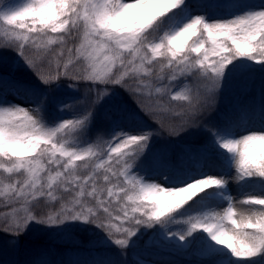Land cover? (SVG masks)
<instances>
[{
    "label": "snow or ice",
    "instance_id": "6c2138e0",
    "mask_svg": "<svg viewBox=\"0 0 264 264\" xmlns=\"http://www.w3.org/2000/svg\"><path fill=\"white\" fill-rule=\"evenodd\" d=\"M207 5V0H0V28L6 37L0 50L18 53L43 85L67 81L74 87L88 81L87 94L96 93L93 106L124 88L157 126L120 131L108 139L98 136L82 146L76 135L90 121L91 108L48 127L43 100L29 108L0 106V176L7 174L0 179V204L8 209L0 213V232L17 243L32 223L92 225L103 235L90 240V248L110 252L94 264H132L129 253L161 245L181 255L193 252L196 264H264V195L248 191L236 199L228 192L232 183L264 189V131L235 138L227 127L221 134L207 123L217 111L226 71L236 68L237 61L264 66V0L259 8L232 0L242 14L228 20L195 14ZM189 77L197 79L194 92L184 83ZM153 86L163 95L153 96ZM199 128L213 137L198 147L201 166L215 164L233 175L205 174L178 181L183 186L165 187L134 171L163 170L168 178L165 156L157 154L147 164L142 160L152 136L177 137ZM215 192L224 194L222 212L188 215ZM65 194L71 197L67 203ZM37 197L56 201L59 210L33 214L29 205ZM237 204L246 212L239 220ZM177 224L187 228L174 231ZM149 230L153 235L146 244Z\"/></svg>",
    "mask_w": 264,
    "mask_h": 264
},
{
    "label": "trees",
    "instance_id": "16d2710c",
    "mask_svg": "<svg viewBox=\"0 0 264 264\" xmlns=\"http://www.w3.org/2000/svg\"><path fill=\"white\" fill-rule=\"evenodd\" d=\"M191 2L195 3L197 0H191ZM207 2L208 5L199 11L205 16L218 10L226 14H235L241 11L231 6L232 0H207ZM260 2L261 0H247V4L251 6L259 5ZM1 29L4 31L3 28ZM2 40L4 38L0 37V41ZM78 44L79 41L76 42V46ZM69 46L72 45L69 44ZM49 47L56 48L57 46L51 45ZM17 56L20 58L18 53L11 49L0 50V93L14 92L23 100H30L33 103L31 107L40 105L41 100H43L41 112L44 121H47L48 115L54 112L57 114L58 119L62 117H66L65 120L76 119L86 114L91 108L92 115L87 123L88 129L79 131L76 135V142L80 145L95 143L98 136L108 139L120 131L135 133L157 127L154 121L140 110L135 98L124 88L114 90L118 95L117 100L97 103L94 106L92 105L93 97L83 98L80 93L71 97L56 95L52 98L55 95L52 94V91L58 84L49 88L40 82L34 70L14 69L6 63L9 59H14ZM66 60L67 57H65ZM235 63L237 64L236 68L226 71V79L221 89L217 111L207 121V123L216 126L217 131L221 134L224 133L227 127L229 130L228 135L231 137H234L240 129L247 127L250 121H254V118L261 117L264 119V66L255 65L253 61L247 60ZM229 68H232V66H229ZM184 83L193 92L195 91L196 77H189ZM183 87L184 85L181 84L179 90H182ZM151 92L153 96L163 95V93H156L154 86ZM164 98L167 100L166 96ZM174 103L186 104L187 101H176ZM233 106L239 109L238 114H234V111H226L228 108H234ZM212 142L213 137L203 128L189 129L177 137L154 135L142 160L147 164V161L157 154L165 156L170 169L168 178H165L163 170L159 174H155L152 170L146 173L143 169L137 167L134 171L140 175H146V178L154 179L156 182L164 181L167 185L174 186L181 185L182 183H178L180 180L195 175L202 176L208 171L228 174L229 170L215 164L205 162L201 166V158L197 155L198 147ZM217 151L223 153V149H219L218 146ZM224 157L227 158L228 154L224 153ZM6 175L3 174V176ZM3 176H0V179H3ZM4 183H7V180ZM246 184L254 186L257 190H264L251 183ZM55 195L58 198L61 197L59 192ZM70 199L71 197L65 194L63 202L67 203ZM223 202V193L215 192L212 196L205 197L204 201L193 205L188 215L203 214V212L211 210L217 211V207ZM29 208L33 211V214L46 215L49 212L59 210V204L48 197H37L29 205ZM5 210L7 209L0 204V213ZM177 219H182V217H177ZM172 228L174 231H178L187 228V225L177 224L172 225ZM72 233L80 240L77 245H71L68 242L30 238L26 235H22L17 243H13L9 233L0 232V264H75L76 261H80L81 264H94L95 261L110 254L107 247L90 248V240L95 238L96 235H103L94 226L76 222L72 228ZM152 235L151 230L145 234L144 242L146 244L151 243L150 237ZM194 235L196 240L201 238V234ZM127 258L132 264H142L145 259L153 260V264H196L198 260L193 252L181 255L175 249L162 245L150 251L138 250L134 254L129 253ZM229 264H246V262L229 261Z\"/></svg>",
    "mask_w": 264,
    "mask_h": 264
},
{
    "label": "rangeland",
    "instance_id": "374dc122",
    "mask_svg": "<svg viewBox=\"0 0 264 264\" xmlns=\"http://www.w3.org/2000/svg\"><path fill=\"white\" fill-rule=\"evenodd\" d=\"M23 2H24V0H19V3L22 4ZM252 7L259 8V5H255ZM195 14H201V13L198 11ZM239 14H242L241 11L237 12L235 14H233V13L226 14V13L222 12L221 10H218V11L211 12L209 15H207V18L209 20H228V19L233 18L235 15H239ZM0 37L6 39V37L4 36V31H2L1 28H0ZM6 60H8V59H6ZM6 63H8V65L14 69L27 70V71L30 69L25 65V63L23 62V59L18 58V56L15 57L14 59H9L8 61H6ZM53 67H54V61H53ZM79 83H82L83 86L80 85ZM88 84H89L88 81H83V82H78L77 85L73 87V86H70L69 82L65 81L64 83L58 84L57 87L53 89L52 94H55V95L52 96V98L55 97L56 95L71 97V96L76 95L78 93H80L83 96V98H90V96L95 98V94H96L95 91L87 94L86 90L88 88ZM92 95H94V96H92ZM0 98H2V100H0V106L20 105L22 107L29 108L33 105V103L30 100H23L22 98L17 96V94L14 92L0 93ZM117 98H118L117 93L115 91H112L109 93V95L105 96L99 103L109 102V101L111 102L114 99L117 100ZM233 107L234 108H231V109L228 108L226 111L227 112L234 111L233 112L234 114H238L239 109L236 108L235 106H233ZM65 119H67V118L62 117V118L58 119L57 114L54 112V113H51L50 115H48V120L44 121V123L48 127H54V126L58 125L60 122H63ZM253 120L254 121H250V123L248 124L247 127L240 129L235 134L234 137L239 138L242 135H244L250 131H264V119H262L261 117H256ZM87 129H88V125H87V127L85 126L83 129H81L79 131H86ZM82 146H83V144H82ZM205 174L206 175H221V174H218V173L212 172V171H208V172L204 173L203 175H205ZM233 174H234V171H230L227 175H233ZM199 177L200 176L195 175L191 178H199ZM189 182H191V181L189 180ZM158 183H161L165 187L174 186V185H167L164 181H158ZM177 186H183V184L177 185ZM0 188H2V185H0ZM248 191H252L253 194L264 195V190H257V189H255L254 186L248 185V184H244L243 186H238L235 183H232L228 187V192L233 197H235L236 199H240L241 195H243L244 193H246ZM223 196H224V194H223ZM0 199H3V198L0 197ZM224 207H226L225 200L222 204H220L217 207V212H222ZM5 211H8V209ZM236 213H237V215L235 218L237 220H239L240 216L242 214H246L245 208L240 206L239 204H237L236 205ZM2 222H3V216H2V214H0V223H2ZM75 223L76 222L69 221V222H65L63 225L54 226V227H48L46 225L32 223L29 225L28 230L25 232L24 235H26L27 237H30V238L68 242L71 245H77L80 240L77 238V236H75L72 233V228L74 227ZM223 223L225 224L226 227L229 226V221L225 220V221H223ZM60 234H66V235H60Z\"/></svg>",
    "mask_w": 264,
    "mask_h": 264
}]
</instances>
